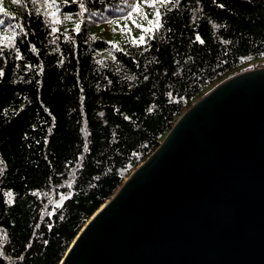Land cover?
I'll return each mask as SVG.
<instances>
[{"label": "trees", "instance_id": "obj_1", "mask_svg": "<svg viewBox=\"0 0 264 264\" xmlns=\"http://www.w3.org/2000/svg\"><path fill=\"white\" fill-rule=\"evenodd\" d=\"M6 1L0 264H60L194 102L264 64V0H169L146 43L125 50L96 38L89 19L119 14L127 0ZM72 21L78 29L66 28Z\"/></svg>", "mask_w": 264, "mask_h": 264}, {"label": "water", "instance_id": "obj_2", "mask_svg": "<svg viewBox=\"0 0 264 264\" xmlns=\"http://www.w3.org/2000/svg\"><path fill=\"white\" fill-rule=\"evenodd\" d=\"M60 264H264V68L194 102Z\"/></svg>", "mask_w": 264, "mask_h": 264}, {"label": "rangeland", "instance_id": "obj_3", "mask_svg": "<svg viewBox=\"0 0 264 264\" xmlns=\"http://www.w3.org/2000/svg\"><path fill=\"white\" fill-rule=\"evenodd\" d=\"M169 0H127L126 4L118 8L121 12L115 15H102L97 19H89L90 30L96 38L105 40L108 44L119 50H125L129 44H145L149 36H152L160 25L161 7ZM0 11L13 14L6 0H0ZM66 22L61 16L60 24ZM93 24V25H92ZM79 28L78 21L67 23L69 27ZM13 37L9 30L0 28V42L7 43ZM99 59L111 56L109 50H101L97 53ZM262 61L252 63L248 69H260ZM264 63V62H263ZM65 201L62 196L54 203L60 206Z\"/></svg>", "mask_w": 264, "mask_h": 264}]
</instances>
